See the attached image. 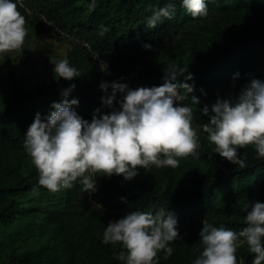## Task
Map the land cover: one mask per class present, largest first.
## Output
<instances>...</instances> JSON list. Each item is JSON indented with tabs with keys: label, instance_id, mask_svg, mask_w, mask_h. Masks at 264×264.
I'll return each instance as SVG.
<instances>
[{
	"label": "trees",
	"instance_id": "1",
	"mask_svg": "<svg viewBox=\"0 0 264 264\" xmlns=\"http://www.w3.org/2000/svg\"><path fill=\"white\" fill-rule=\"evenodd\" d=\"M168 2L21 0L19 10L26 23L33 26L37 36L52 32L66 40L69 51L65 58L80 73L72 80L61 77L53 85L29 92L16 85L8 106L0 111V230H9L19 218L47 214L48 220L58 227L64 246L63 258L54 264H123L114 256V252L121 249L103 244L102 233L109 223L108 217L135 210L174 214L178 220L179 241L171 244L170 257L163 251L158 253V264H192L198 254V248L193 246L200 243L184 240L190 235L199 236L204 222L239 232L246 226L243 203L247 200L264 202V159L257 158L255 146L240 150L247 162V167L241 168L216 153L213 143L209 169L194 178H181L180 164L185 157L178 158L177 168L140 169L130 181L116 174L98 176L93 196L105 210L83 204L79 192L82 185L78 181L67 189L64 206L59 210L50 205L35 208L16 202L19 196L44 191V187L38 185L35 166L29 172L23 171L24 163L30 159L24 148V133L36 113L46 118L54 110L53 102L62 101L55 94L56 90L62 92L75 84L74 98L79 104L74 107L84 119L91 121L97 108L100 109L97 115L113 110H102L100 80L126 83L130 88L164 83L165 67L142 62L130 54L145 39L155 42L163 35L175 38L182 31L212 37L210 46L194 48L189 62L174 65L187 68L178 76L179 81H185L189 74L193 77L187 82H194L195 90L188 95L185 93L186 98L181 103L192 104L193 96L199 98V103L193 106V127L199 143L209 141L202 130L210 120V114L202 112L205 105L211 110L218 97L238 94L253 78L264 80V0H207L208 14L197 18L185 10L182 0H171L175 4L174 15L163 18L156 28L142 29L141 33L133 35L121 32L119 20L124 23L122 27L129 26L138 17L142 20L145 13L149 18L154 10ZM91 4L93 7L89 8ZM137 64L140 68H132ZM236 73L239 75H234ZM121 98L122 94L117 93L115 108L119 107ZM254 255L242 254L246 264H252ZM36 259L33 252H27L10 256L3 264H48Z\"/></svg>",
	"mask_w": 264,
	"mask_h": 264
},
{
	"label": "clouds",
	"instance_id": "2",
	"mask_svg": "<svg viewBox=\"0 0 264 264\" xmlns=\"http://www.w3.org/2000/svg\"><path fill=\"white\" fill-rule=\"evenodd\" d=\"M182 5L193 18L208 14L207 0H182ZM20 6L21 0H0V55L22 49L25 43L28 28ZM174 13L175 4L169 0L153 11L147 27L156 28ZM52 63L56 78L80 76L67 58ZM186 71L174 65L165 67L164 83L152 87L101 82L100 88L106 93L101 98L104 106L113 107L117 93L122 98L119 107L108 113L97 115V108L91 121L76 111L79 100L68 98L75 84L64 89L62 101L52 104L54 110L46 118L36 113L24 133V148L38 171V185L58 192L78 181L84 192L92 193L97 191L96 178L101 175H122L130 181L140 169L177 168L179 157L198 158L201 145L193 127V106L199 98L193 96L192 104L181 103L185 93L194 92L195 84L187 82L193 79L191 74L185 81L177 79ZM202 112L210 114L202 130L221 157L245 168V154L240 150L254 145L257 158L264 159V80L251 79L238 94L218 97L211 110L205 105ZM242 211L246 226L239 232L204 222L192 264H238L236 253L242 244L255 254L252 264H264V202L247 200ZM177 224L176 216L168 211L135 210L111 220L101 242L119 247L114 256L123 264H158L159 252L166 257L173 254L171 242L179 238Z\"/></svg>",
	"mask_w": 264,
	"mask_h": 264
},
{
	"label": "rangeland",
	"instance_id": "3",
	"mask_svg": "<svg viewBox=\"0 0 264 264\" xmlns=\"http://www.w3.org/2000/svg\"><path fill=\"white\" fill-rule=\"evenodd\" d=\"M93 4L89 6L92 8ZM147 13L143 14V19L136 18L130 22L129 26L122 27L123 21L119 20L120 30L128 35L139 34L142 29L147 30ZM117 25V26H118ZM28 34L22 49L0 55V111H3L9 104L14 94V88L19 85L24 91H34L41 87L53 85L58 78L54 76L53 68L55 62L65 58L69 51V45L66 40L59 39L54 33L48 32L42 36H37L35 29L29 23H26ZM212 37H199L189 32H181L175 38L163 35L157 41L151 42L147 39L131 51L130 54L137 56L140 61L148 64H157L163 67L173 66L181 62H189L193 58L194 48L210 46L213 42ZM145 45H151L146 47ZM101 66L105 64L99 60ZM132 68L138 69L140 66L133 65ZM132 78V75H130ZM104 82L103 80H100ZM59 99H63L61 90L55 91ZM102 97L106 95L101 90ZM75 97L72 90L69 99ZM114 107V105H113ZM113 107H102L103 112ZM200 156H186L180 164L181 178H194L197 174H203L209 169V161L214 150L212 142H200ZM34 167L31 158L24 163L23 171L29 172ZM38 174V171L36 169ZM187 181H185L186 184ZM67 189L50 192L44 187V191L39 193L30 192L25 197L19 196L16 199L18 204L26 207L43 208L44 206L55 207L57 210L63 208L64 198ZM83 204L96 206L98 203L93 196V192H84L80 189ZM100 208L99 206H96ZM89 208V210H91ZM102 209H104L102 207ZM105 210V209H104ZM127 213H119L108 217V222L119 219ZM58 227L51 223L47 214L35 213L28 217L17 219L9 230H0V264H3L10 256H16L23 253H31L36 256V260L48 264L63 258L62 235L58 232ZM185 235V234H183ZM179 239L171 242L177 244ZM185 242L195 244L199 241V236L190 235ZM193 247L200 248V244ZM244 252H249L246 245L242 244L237 250L238 264H246L242 256ZM250 253V252H249Z\"/></svg>",
	"mask_w": 264,
	"mask_h": 264
}]
</instances>
